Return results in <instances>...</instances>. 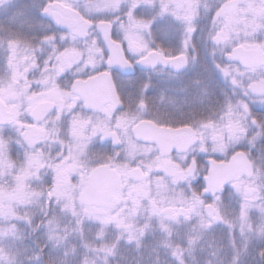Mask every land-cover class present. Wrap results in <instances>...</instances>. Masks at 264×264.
I'll list each match as a JSON object with an SVG mask.
<instances>
[{"label": "snow or ice", "instance_id": "1", "mask_svg": "<svg viewBox=\"0 0 264 264\" xmlns=\"http://www.w3.org/2000/svg\"><path fill=\"white\" fill-rule=\"evenodd\" d=\"M0 264H264V0H0Z\"/></svg>", "mask_w": 264, "mask_h": 264}]
</instances>
